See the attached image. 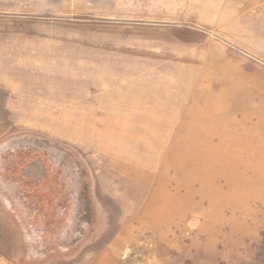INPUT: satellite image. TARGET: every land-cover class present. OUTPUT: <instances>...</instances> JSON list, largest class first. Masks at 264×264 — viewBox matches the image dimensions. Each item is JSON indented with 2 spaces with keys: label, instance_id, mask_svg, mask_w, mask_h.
<instances>
[{
  "label": "rangeland",
  "instance_id": "rangeland-1",
  "mask_svg": "<svg viewBox=\"0 0 264 264\" xmlns=\"http://www.w3.org/2000/svg\"><path fill=\"white\" fill-rule=\"evenodd\" d=\"M0 264H264V2L0 0Z\"/></svg>",
  "mask_w": 264,
  "mask_h": 264
},
{
  "label": "crops",
  "instance_id": "crops-1",
  "mask_svg": "<svg viewBox=\"0 0 264 264\" xmlns=\"http://www.w3.org/2000/svg\"><path fill=\"white\" fill-rule=\"evenodd\" d=\"M259 1H262V2H264V0H259Z\"/></svg>",
  "mask_w": 264,
  "mask_h": 264
}]
</instances>
